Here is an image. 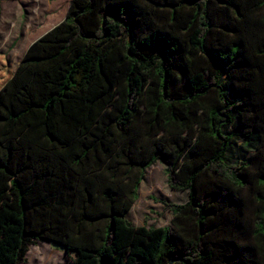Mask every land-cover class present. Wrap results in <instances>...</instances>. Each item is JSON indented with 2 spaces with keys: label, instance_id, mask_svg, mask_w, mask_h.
<instances>
[{
  "label": "trees",
  "instance_id": "trees-1",
  "mask_svg": "<svg viewBox=\"0 0 264 264\" xmlns=\"http://www.w3.org/2000/svg\"><path fill=\"white\" fill-rule=\"evenodd\" d=\"M264 0H72L0 56V264H264ZM161 163L170 226L127 219Z\"/></svg>",
  "mask_w": 264,
  "mask_h": 264
},
{
  "label": "rangeland",
  "instance_id": "rangeland-1",
  "mask_svg": "<svg viewBox=\"0 0 264 264\" xmlns=\"http://www.w3.org/2000/svg\"><path fill=\"white\" fill-rule=\"evenodd\" d=\"M72 0H0V56L15 69L20 61L16 49L25 38L36 39L60 23L67 15ZM264 149V142H263ZM187 192L169 188L165 168L161 163L147 169L138 189V199L127 219L134 226L160 228L170 226L172 214L164 203L182 204ZM76 252L65 250L49 242H37L30 247L26 264H72Z\"/></svg>",
  "mask_w": 264,
  "mask_h": 264
},
{
  "label": "crops",
  "instance_id": "crops-1",
  "mask_svg": "<svg viewBox=\"0 0 264 264\" xmlns=\"http://www.w3.org/2000/svg\"><path fill=\"white\" fill-rule=\"evenodd\" d=\"M59 24V23H58ZM52 29V28H51ZM50 30V29H49ZM48 30V31H49ZM47 32V31H46ZM45 32V33H46ZM45 33H43V34H45ZM43 34H41L40 36H38L36 39H33V40H31V38H29V37H26L25 38V41H24V44L23 45H21L20 47H18V49H16V53L18 54V55H20V60L22 59V57H23V55L25 54V52H26V50L28 49V47L35 41V40H37L39 37H41ZM20 62V61H19ZM19 64V63H18ZM17 64V65H18Z\"/></svg>",
  "mask_w": 264,
  "mask_h": 264
}]
</instances>
